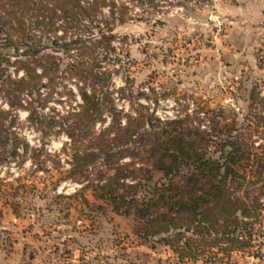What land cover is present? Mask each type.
<instances>
[{
  "label": "rangeland",
  "instance_id": "obj_1",
  "mask_svg": "<svg viewBox=\"0 0 264 264\" xmlns=\"http://www.w3.org/2000/svg\"><path fill=\"white\" fill-rule=\"evenodd\" d=\"M263 9L264 0H105L95 15L75 24L55 15L52 24L36 25V16H25L27 34L62 59L41 112L65 114L80 102L79 82L65 66L81 60L106 73L122 121L138 112L160 123L180 119V128L207 133L208 154H218V142L229 132L264 154ZM102 33L111 37L98 42ZM61 42L70 43L67 52ZM2 52L11 59L19 54L12 47ZM1 66L14 74L13 65ZM251 92L260 100L253 102ZM0 107H8L1 96ZM13 112L9 129L27 148L19 146L13 156L8 150L0 163V247L20 242L24 264L36 257L46 264H264V208L248 247L228 255L208 247L179 261L160 237L136 234L133 214H116L93 197L86 180L69 176L71 150L62 148L69 142L62 129L44 136L26 120L27 110ZM109 116L105 112L93 130L106 126ZM252 194L264 204L260 189Z\"/></svg>",
  "mask_w": 264,
  "mask_h": 264
},
{
  "label": "trees",
  "instance_id": "obj_2",
  "mask_svg": "<svg viewBox=\"0 0 264 264\" xmlns=\"http://www.w3.org/2000/svg\"><path fill=\"white\" fill-rule=\"evenodd\" d=\"M100 3L105 0H91L85 7L80 0H0V96L8 106L0 107V163L8 154L16 155L19 146L27 148L9 129L13 111L25 109L26 120L42 135L55 131V126L62 129L69 138L62 148L68 144L71 150L69 176L86 180L93 197L116 214H133L139 237H160L179 261L195 259L196 251L208 247L226 255L248 247L264 208L252 194L256 189L264 193V154L250 148L238 133L229 132L220 140L213 156L207 152V133L180 128V119L160 123L138 112L125 114L122 121L107 89L106 73L88 69L81 60L65 66L79 82L80 102L65 114H42L62 59L44 52L38 46L40 38L27 34L24 17L36 16L35 24L46 26L58 15L65 24H75L95 15ZM110 37L102 33L98 42ZM61 43L67 52L70 43ZM20 45L25 48L20 50ZM10 47L19 53L13 59L2 52ZM1 61L15 67L13 75L5 73ZM250 98L260 100L254 92ZM105 112L110 115L108 124L93 130L97 121L105 120ZM259 119L264 123V116ZM154 172L160 174L156 179ZM82 201L89 204L86 198Z\"/></svg>",
  "mask_w": 264,
  "mask_h": 264
},
{
  "label": "crops",
  "instance_id": "obj_3",
  "mask_svg": "<svg viewBox=\"0 0 264 264\" xmlns=\"http://www.w3.org/2000/svg\"><path fill=\"white\" fill-rule=\"evenodd\" d=\"M24 259L25 255L20 242L13 243V246L8 249L0 247V264H24ZM31 264H46V262L36 257L32 259Z\"/></svg>",
  "mask_w": 264,
  "mask_h": 264
}]
</instances>
